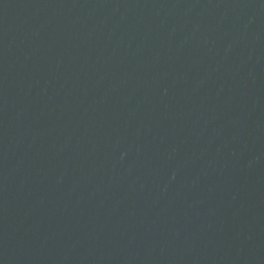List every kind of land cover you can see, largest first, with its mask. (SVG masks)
I'll use <instances>...</instances> for the list:
<instances>
[{
  "label": "water",
  "instance_id": "95a60500",
  "mask_svg": "<svg viewBox=\"0 0 264 264\" xmlns=\"http://www.w3.org/2000/svg\"><path fill=\"white\" fill-rule=\"evenodd\" d=\"M0 264H264V0H0Z\"/></svg>",
  "mask_w": 264,
  "mask_h": 264
}]
</instances>
